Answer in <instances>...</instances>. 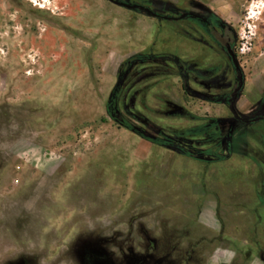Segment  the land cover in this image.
<instances>
[{"label":"rangeland","instance_id":"obj_1","mask_svg":"<svg viewBox=\"0 0 264 264\" xmlns=\"http://www.w3.org/2000/svg\"><path fill=\"white\" fill-rule=\"evenodd\" d=\"M118 1L154 16L0 0V264H264V120L230 128L223 31L169 18L200 6L235 43L251 0ZM255 11L243 117L264 105Z\"/></svg>","mask_w":264,"mask_h":264},{"label":"water","instance_id":"obj_2","mask_svg":"<svg viewBox=\"0 0 264 264\" xmlns=\"http://www.w3.org/2000/svg\"><path fill=\"white\" fill-rule=\"evenodd\" d=\"M108 1L114 3L118 6L130 9V10L140 9V10L145 11L148 15L154 16V14L150 10H148L142 6L130 5V4L118 1V0H108ZM235 37H236V35H235L233 29L230 26L225 25L221 45L224 47L227 55L230 57L232 64H233L234 68L236 69V73H237L236 85L234 86L233 91L230 94V100H229V104H228V109L230 110V112L232 114L230 128L234 127L235 121H237V120H240L244 123L250 122L249 120L246 119V117L240 116L238 114V111L236 110V102L238 100V96L240 95V91H241V88L243 85V78H242V72L239 68V63H238V61H237V59H236V57H235V55L231 49V46L234 43ZM168 57L170 59H172L174 62H176V60H177V58L173 55H168ZM183 86H184V88L187 87V83L185 80L183 82Z\"/></svg>","mask_w":264,"mask_h":264},{"label":"flooded vegetation","instance_id":"obj_3","mask_svg":"<svg viewBox=\"0 0 264 264\" xmlns=\"http://www.w3.org/2000/svg\"><path fill=\"white\" fill-rule=\"evenodd\" d=\"M199 10H203L205 12H207L206 15H202L200 13H194V12H181L179 10H172V17H169L171 21H174V22H179V21H182V20H186V19H191L192 21H195V22H198L200 23L201 25L204 26V28L208 31V33L210 35H212V24L216 25L217 27H219L223 32H224V26L225 24L220 20V19H217V18H213L207 10H204L202 7H198ZM215 38L219 39L220 43L222 42V37L219 38V36H216L214 35ZM232 62V61H231ZM176 65L179 66V68L181 69V77H182V81L184 82V78H186V71H187V67L183 64H181V61L177 58L176 60ZM233 65V64H232ZM182 66V67H181ZM233 69L236 73V69L234 68L233 66ZM237 75V73H236ZM236 85V81L234 82V85H233V88L234 86ZM260 110H258V114H256L255 116L253 117H246L247 120H249L250 122L249 123H245V124H252V123H256L258 121H261V120H264V105H261L260 106ZM240 115V113H238ZM242 116V115H240ZM237 122H242L240 120H237ZM244 123V122H242Z\"/></svg>","mask_w":264,"mask_h":264},{"label":"built area","instance_id":"obj_4","mask_svg":"<svg viewBox=\"0 0 264 264\" xmlns=\"http://www.w3.org/2000/svg\"><path fill=\"white\" fill-rule=\"evenodd\" d=\"M262 1L263 0H251L247 6L243 21L242 35L239 37V41H236L232 45V51L236 58L248 55L253 49V39L256 36L254 21L259 17V12H256L255 9L259 7Z\"/></svg>","mask_w":264,"mask_h":264},{"label":"trees","instance_id":"obj_5","mask_svg":"<svg viewBox=\"0 0 264 264\" xmlns=\"http://www.w3.org/2000/svg\"><path fill=\"white\" fill-rule=\"evenodd\" d=\"M148 58H149V60H154L155 59V60H160L161 62L170 59L168 57V54H163V55H159V56L150 55ZM139 59H140V57H134V58L131 59V61H128L126 65L129 66L131 63H133L135 61H138ZM183 88H184V86H183Z\"/></svg>","mask_w":264,"mask_h":264},{"label":"crops","instance_id":"obj_6","mask_svg":"<svg viewBox=\"0 0 264 264\" xmlns=\"http://www.w3.org/2000/svg\"><path fill=\"white\" fill-rule=\"evenodd\" d=\"M231 49H232V46H231ZM243 85H244V88H245V84H243ZM243 85H242V88H241V89H243ZM186 88H187V87H186ZM186 88H185V89H186ZM262 94H264V93H262ZM241 96H243V92H242V90L240 91V95L238 96V100L240 99ZM238 100H237V101H238ZM236 103H237V102H236ZM236 110H237V109H236ZM237 111H238V110H237ZM240 115H243V114L240 113Z\"/></svg>","mask_w":264,"mask_h":264}]
</instances>
